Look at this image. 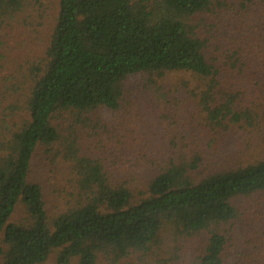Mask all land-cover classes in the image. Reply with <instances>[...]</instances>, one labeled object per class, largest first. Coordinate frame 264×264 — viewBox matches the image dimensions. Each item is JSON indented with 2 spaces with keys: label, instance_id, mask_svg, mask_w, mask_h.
Segmentation results:
<instances>
[{
  "label": "trees",
  "instance_id": "obj_1",
  "mask_svg": "<svg viewBox=\"0 0 264 264\" xmlns=\"http://www.w3.org/2000/svg\"><path fill=\"white\" fill-rule=\"evenodd\" d=\"M215 1L59 0L40 74L38 70L31 77L22 97L14 79H0L3 264H44L58 249V264H96L99 256L117 261L149 253L166 231L186 238L204 236L194 264H225L228 229L238 220L239 203L264 199V150L242 165L239 159H228L229 153L205 155L198 146L202 138H213V144L214 133L244 127L258 130L254 143L264 148V112L240 100L239 91L222 94L218 89L219 70L206 58L205 41L191 26ZM253 1L243 0L242 7ZM28 8L26 0H0V30ZM246 43L243 37L232 48L240 75L253 81L257 72L247 67L260 63L243 61ZM262 43L260 38L249 50L259 59L262 50L261 65ZM170 72L210 80L197 94L201 122L189 136L172 140L164 160H148L156 175L146 195L132 203V191L114 183L108 162L97 154L95 137L114 139L117 128L103 119L104 113L121 112L134 90H152L158 100L156 78ZM253 82L264 87V78ZM63 114L73 119L67 138L53 123ZM80 133L94 138L95 151L68 138ZM57 144L63 147L78 195L66 211L52 217L42 186L30 177L37 150L50 151ZM18 205L25 210V225L9 223Z\"/></svg>",
  "mask_w": 264,
  "mask_h": 264
},
{
  "label": "rangeland",
  "instance_id": "obj_2",
  "mask_svg": "<svg viewBox=\"0 0 264 264\" xmlns=\"http://www.w3.org/2000/svg\"><path fill=\"white\" fill-rule=\"evenodd\" d=\"M242 1L216 0L212 8L193 18L191 26L205 41L206 58L219 70L216 76L219 91L222 94L239 91L237 95L240 100L253 108H261L263 114L264 87L260 86L261 83L253 82L264 78V64L260 62L262 50L260 59L249 50L253 49L257 40H264V1L254 0L245 8L242 7ZM26 2L29 4L28 11L21 14L17 22L13 21L0 30V79H14L21 87V97L30 86L31 77L40 74L44 68L46 49L59 12V0ZM243 37L247 39L243 61L260 63L259 66L247 67L257 72V80L252 81L240 75L241 66L232 46ZM239 77L246 79L251 86L246 87L243 81L238 80ZM156 79V87L160 90L158 100L152 90H134L132 101L125 103L121 112L104 113L103 119L117 128L115 138L95 137L97 154L108 162L107 169H110L114 183L124 184L132 191V203L146 195V187L156 175V170L148 165V160H164L173 149L172 140L179 141V137L189 136L193 126L201 122L197 94L210 81L201 80L187 72H170ZM172 118H175V123L170 126ZM72 120L69 114H63L61 118L55 116L53 123L59 126L62 137L67 138V129L73 124ZM257 133V129L234 127L226 132L212 134L213 144L210 143L213 138H202L198 149L205 155L218 152L225 156L224 153H229L230 156H226L228 159H239L244 165L258 159L264 150L254 143ZM76 135L71 134L68 138L80 139L79 146L83 150L95 151L91 135ZM100 142L103 144L99 147ZM62 150L59 144L50 151L38 149L30 177L32 182L42 186L48 213L52 217L66 211L78 195L71 182L70 164L64 160ZM252 201L239 203L238 220L228 229L230 241L225 264H264V199L261 198V203ZM26 219L23 206L18 205L9 223L25 225ZM203 240L204 236L186 238L174 236L169 231L161 232L158 243L147 254H131L117 261L112 257L99 256L96 264H194ZM4 249L1 235L0 251ZM59 252V249L53 250L44 264H58ZM0 264H3L1 253ZM70 264H76V261Z\"/></svg>",
  "mask_w": 264,
  "mask_h": 264
}]
</instances>
